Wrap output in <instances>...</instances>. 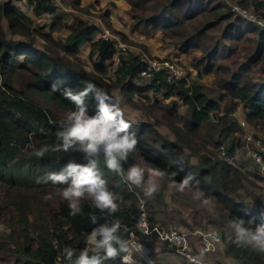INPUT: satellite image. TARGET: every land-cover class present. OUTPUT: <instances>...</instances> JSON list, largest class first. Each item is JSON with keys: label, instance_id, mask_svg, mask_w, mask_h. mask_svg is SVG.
I'll list each match as a JSON object with an SVG mask.
<instances>
[{"label": "trees", "instance_id": "16d2710c", "mask_svg": "<svg viewBox=\"0 0 264 264\" xmlns=\"http://www.w3.org/2000/svg\"><path fill=\"white\" fill-rule=\"evenodd\" d=\"M23 1L30 14L12 0L0 1V264H54L55 240L79 251L85 247L84 234L97 226L90 223L88 214L100 213L87 201L82 202V215H69L67 202L58 195L66 184L36 182L38 176L58 172L69 160L85 163L83 154L50 151L39 159L32 151L33 145L55 146L57 127L53 122L61 121L74 108L62 95L63 90H80L89 81L105 89L115 101L117 96L112 91L119 88L121 100L138 109L137 103L141 104L144 114L152 118L135 123L124 115L138 144L123 167L147 165L165 172L164 179L156 180L158 192L146 198L143 188L128 185L122 174L108 172L100 158L110 189L122 197L116 217L128 229L122 232L125 238L133 231L149 248L175 252L165 242L156 245L155 235L134 228L143 204L151 225L187 230L215 228L221 235L217 251L225 257L238 264H264V253L234 244L227 228L228 220L233 218L257 224L264 220V187L259 193L249 189L258 187L250 177L254 181L262 179L257 164V170L243 171L230 162L241 147L237 133L248 130L254 138L260 137L254 133L256 130L264 134V31L222 0H126L133 29L158 30L183 54L200 53L191 56L198 78L207 74L213 77L211 85L186 75L169 82L164 70L155 72L147 87L161 92L163 98L149 102L146 96L142 102L143 89L136 83L143 79L139 74L146 62L138 54H125L111 38L95 39L98 28L94 24L76 15L65 16L52 0ZM67 2L81 7L79 0ZM234 3L264 17V0ZM43 14L51 15L50 22L44 17L46 21L39 24ZM61 28L68 29V33L57 38ZM84 45L90 46L86 59L91 68L80 55ZM170 61L182 67L177 60ZM110 66L115 78L108 82ZM88 103V114L94 115L96 102ZM238 103L245 108L244 125H237L233 114ZM159 125H165L171 136L160 133ZM181 157L185 161L182 171L176 163ZM176 172L177 181L186 174L194 175L212 204L190 203L193 192L169 189L168 178ZM46 195L51 198L45 199ZM182 209L188 211L187 216ZM104 222L103 218L99 220ZM215 253L207 258L221 262L217 254V259L212 256ZM108 264H120V260Z\"/></svg>", "mask_w": 264, "mask_h": 264}, {"label": "clouds", "instance_id": "9594fccd", "mask_svg": "<svg viewBox=\"0 0 264 264\" xmlns=\"http://www.w3.org/2000/svg\"><path fill=\"white\" fill-rule=\"evenodd\" d=\"M55 90V87H54ZM62 95L74 105L59 122H53L57 127L55 137L57 143L48 146H32L35 157L45 158L52 151L56 153L80 152L85 163L69 160L58 172H47L36 178L37 183L64 185L58 195L67 202L69 215H82V202L87 201L91 208L99 211L100 216L90 212V223L97 225L89 233L84 234L85 247L77 250L69 245L61 246L57 241L60 259L68 264H108L117 258L120 264H139L136 255L143 251L140 242L125 238L123 233L128 229L121 219L116 217L120 211L118 200L122 197L110 189L109 183L101 169L100 158H103L104 168L108 172L121 175L126 173V183L135 188H143L144 196L152 198L159 190L156 178L164 179L165 172L156 168H143L133 164L125 169L129 153L136 150L138 140L129 129L131 124L125 120L123 110L105 89L94 82H86L80 90L65 88ZM89 100L96 102V113L88 114ZM180 170H183L184 158L177 160ZM176 172L169 177L168 187L178 192L186 189L193 192V198L200 200L205 206L212 200L200 189V181L192 174L184 175L179 181L174 179ZM147 177V179H146ZM118 186V185H117ZM131 190V188H130ZM46 195L45 199H50ZM264 217V212L261 213ZM103 218L104 223H99ZM110 218V219H109ZM227 228L232 233V242L237 246H250L264 253V220L255 223L240 218L229 219Z\"/></svg>", "mask_w": 264, "mask_h": 264}, {"label": "rangeland", "instance_id": "374dc122", "mask_svg": "<svg viewBox=\"0 0 264 264\" xmlns=\"http://www.w3.org/2000/svg\"><path fill=\"white\" fill-rule=\"evenodd\" d=\"M0 1H4V0H0ZM67 1L70 0H56V4L57 6L61 8V6H64L65 9H67V11H64L63 8H61L62 13L66 12L64 15L67 17H72V16H79L82 19L87 20L89 23L94 24L98 30L100 31V33L108 30L109 34H110V38L115 42V43H120L123 44L125 47V51L124 53H128V52H133L135 54H138L145 62H149L151 60H164V59H174L177 60L179 62V64L182 65L181 69L184 75H186V77H188L191 80H195L198 81L204 85H211L212 81H213V77L211 74H207V75H202L200 78H198V72L197 70L191 65V56H197L200 53L198 52H194L191 55H185L183 54L176 45H174L171 41V39L169 38H163L161 33L156 30L155 32L149 31V32H144L141 29H133V20L131 19L128 10H129V4L126 0H93L91 2V4L88 5H83L79 8L73 7L71 4H69ZM223 2H225L228 6H230L232 3H234L237 0H222ZM23 6H25V3H21ZM26 7V6H25ZM84 8H87V11H84ZM25 13L30 14V9L29 8H24ZM250 10V9H248ZM108 12V14L106 16L103 17V14L105 12ZM251 11V10H250ZM253 12V11H251ZM47 18V17H45ZM242 18V17H241ZM48 19V18H47ZM244 19V18H243ZM46 20L44 19V17H40L38 20V23L41 24L43 22H45ZM68 33V29L66 28H61L58 33H57V38H59L60 36H65ZM125 35L126 37V41L123 40L120 36V34ZM56 34V33H55ZM95 39H97V37H95ZM90 50V46H86V47H82V49L80 50V55L81 58L86 62L87 67L91 68L90 63L88 62V60L86 59V56L88 54ZM116 56L118 57V53L116 54ZM114 62V60H113ZM115 65V64H114ZM113 68H111V66L109 67V71H107L106 73V78L107 81H111L113 80L114 77V73H113ZM256 76V75H255ZM110 79V80H109ZM138 86H140L143 91L142 94L145 97H142L143 99H139V101L144 102V99L146 98V96L149 98V102H152L153 99H162L163 98V94L161 92H158L157 90L153 89V88H148L147 84H149V78H143L141 80H138L136 83ZM158 92V93H157ZM112 93L114 95L117 96V101L119 103L120 108L123 110L124 115H126L128 118H130L133 122L137 123L140 122L139 120H143L145 122H148L147 117L149 120H152L151 117H149V113L144 114V112L141 110L143 108V110L145 109L144 107H142L141 104L137 103L138 108H135L132 106V104L130 105L129 103L125 102L123 99L121 100L120 98H123V93L122 91H120L119 88H116L112 91ZM120 97V98H119ZM138 98V97H136ZM175 101L180 102L179 99L176 96H173V98ZM171 99H166V102L170 101ZM221 105L223 106V103H221ZM181 110H184L183 107H181ZM244 113H245V108L243 107L242 104L237 105L236 109L234 110L233 114L236 116L237 118V125L238 123L240 124V122L244 120ZM147 120V121H146ZM244 123V122H243ZM157 129L159 130L160 133L164 134L165 136H171L169 130L167 129V127L165 125H159L157 126ZM246 129V128H245ZM255 134L260 135L261 138H264V134L259 131L256 130L254 131ZM237 136L240 137V144L241 147L238 149V151L235 153V158L232 160H230V162H232L233 165L235 166H239L240 169L244 170H248V171H255L257 170L256 168V162L253 160V158L246 153L245 151V138L243 136V133L240 135L239 133H237ZM249 146L253 147V143L249 144ZM209 149H212L211 146H209ZM221 157V155H219ZM245 164V165H244ZM143 168H149V166L147 165H139ZM129 167V166H128ZM127 169V168H126ZM258 174L259 176V169H258ZM123 178L125 179L126 173L122 174ZM147 179V177H146ZM126 180V179H125ZM157 180V178H156ZM250 182H256L257 186H249V189L251 191H253L254 193H259L262 192L261 190L264 187V181L261 179H257V180H253L250 177ZM134 187V186H132ZM250 191V192H251ZM0 197H3V194H0ZM193 198V196H192ZM198 201V203H200V200H196V199H190L189 202L196 204V202ZM169 204H171L169 202ZM200 206H203V204L201 203ZM183 210V214L185 216H187L188 211L186 212V210ZM147 215V213H146ZM168 228H175L178 230H185L184 227L181 226H168ZM1 230V228H0ZM160 241L158 240L157 243H155L156 245H159ZM194 243H192V247H194ZM221 247V246H220ZM218 252V253H217ZM215 254H213L212 256H214V258H216V254L217 257L219 259V261H221L223 264H238L237 262L235 263L233 260L229 259L228 257H225L223 255L222 252L217 251ZM152 254V258H154V263L155 264H164V262H166L167 264H189L188 262H186L183 258H178L175 252H167L165 255L161 254V251L158 252V249L154 250L151 253ZM210 256V257H212ZM182 257V256H181ZM217 259V258H216ZM168 261H171L170 263H168Z\"/></svg>", "mask_w": 264, "mask_h": 264}, {"label": "built area", "instance_id": "2783aa9c", "mask_svg": "<svg viewBox=\"0 0 264 264\" xmlns=\"http://www.w3.org/2000/svg\"><path fill=\"white\" fill-rule=\"evenodd\" d=\"M56 4V0H52ZM58 7V6H57ZM60 8V6H59ZM63 10H66L64 6H61ZM232 11L237 15L244 18L247 22H250L264 31V17L259 13L251 12L250 10L241 7L236 3L230 5ZM102 38L109 39L110 34L108 30L104 31L100 35ZM116 47L120 50L125 51L123 44L115 43ZM114 64L118 62V57L115 55ZM164 70L166 73L167 81H177L184 77L182 69L180 66L174 62L164 59V60H151L146 62V66L140 71L139 76L141 78H150L153 73ZM242 125L244 123L240 122ZM245 130V128L243 129ZM245 138V149L246 153L249 154L253 160L257 163L259 168L260 177L264 181V138L256 137L254 138L251 131L245 130L243 133ZM253 143V147L249 144ZM141 212L138 217L137 223L134 228L145 235H155V237L162 242L167 243L169 246L174 248L176 254L182 256V258L189 264H223L222 262L213 261L207 258V255L217 252L221 245V235L215 228L207 229H194V230H178L175 228H164L157 224L151 225L148 222L146 211L143 204H140ZM190 236H195L194 247H192V242L190 241ZM129 238L140 242L134 235V232H130ZM57 241H54L55 248L57 249L56 256L54 259V264H64L62 259H60V253L57 248ZM143 245V251L138 253L135 257L139 264H155L152 258V249L146 244L140 242ZM86 246V245H85Z\"/></svg>", "mask_w": 264, "mask_h": 264}, {"label": "crops", "instance_id": "0c3cea01", "mask_svg": "<svg viewBox=\"0 0 264 264\" xmlns=\"http://www.w3.org/2000/svg\"><path fill=\"white\" fill-rule=\"evenodd\" d=\"M13 2H15L17 5H19L20 7H21V9L22 10H24L23 9V5L21 4V3H25L23 0L22 1H20V0H17V1H15V0H12ZM93 0H79V2H80V6H83V5H88V4H91V2H92ZM96 1V0H95ZM105 1H107V0H105ZM25 8V7H24ZM57 11H59V12H61L62 13V11H61V8H59V7H57V9H56ZM64 11H67V9L66 10H64ZM64 13H66V12H64ZM43 17H47L48 19H47V21H49L50 22V17H51V15L50 14H43L42 15ZM101 31V30H100ZM100 31L99 30H97L96 31V33H95V37H97V38H99V37H101L100 35H101V33H100ZM94 37V38H95ZM87 45H84V46H82L83 48L84 47H86ZM82 49V48H81ZM191 239V241H193V240H195L196 238H195V236H193V237H191L190 238ZM152 249V248H151ZM154 250L156 249H158V252L160 251L159 250V248H157V247H155V248H153ZM153 249H152V252H153ZM167 252H165V253H163V252H161V254H163V255H165ZM177 257L178 258H182L180 255H177ZM153 260H154V258H153ZM155 262V261H154ZM171 261H168V263H170ZM164 264H167L166 262H164Z\"/></svg>", "mask_w": 264, "mask_h": 264}]
</instances>
